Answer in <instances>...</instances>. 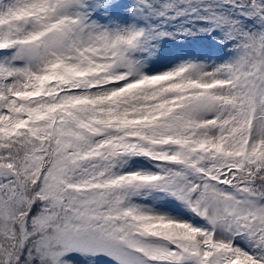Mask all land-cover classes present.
I'll use <instances>...</instances> for the list:
<instances>
[{
    "label": "snow or ice",
    "instance_id": "1",
    "mask_svg": "<svg viewBox=\"0 0 264 264\" xmlns=\"http://www.w3.org/2000/svg\"><path fill=\"white\" fill-rule=\"evenodd\" d=\"M0 264H264V0H0Z\"/></svg>",
    "mask_w": 264,
    "mask_h": 264
}]
</instances>
